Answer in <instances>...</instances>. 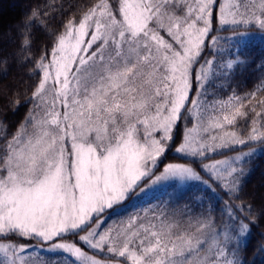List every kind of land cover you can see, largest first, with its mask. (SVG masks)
Wrapping results in <instances>:
<instances>
[{"label":"snow or ice","instance_id":"6c2138e0","mask_svg":"<svg viewBox=\"0 0 264 264\" xmlns=\"http://www.w3.org/2000/svg\"><path fill=\"white\" fill-rule=\"evenodd\" d=\"M240 7L220 5L219 25L256 24L264 29V0L252 6L259 14L250 11L248 5H243V12ZM177 11L183 12L179 0H120L114 14L108 0H101L84 14L78 28L73 29L69 21L66 34L59 37L52 50L51 62L40 65L43 79L33 93L39 96L52 80V105L45 107L40 119L29 110L11 140L0 133V139H4L0 148V234L46 243L51 250L75 256L80 264H102L86 256L75 243L57 241L66 234L85 231L93 217L117 209L158 182L171 177L200 179L191 167L181 163H168L155 175L158 158L164 155L169 142H174L173 129L178 126L190 91H196V86L203 89L213 65L212 60L205 59L200 72L194 70L200 63L205 40L210 38L212 48L220 40L213 34L218 31L214 0H196L184 15H176ZM93 20L95 31L87 46L82 47ZM160 30L167 32L180 51L159 35ZM93 45H97L95 50L89 52ZM234 63L228 60L226 67L231 69ZM219 67L223 70L224 65ZM56 101L63 105L62 113ZM191 103L196 105L197 101ZM244 114L237 107L231 115H224L223 121L232 125L236 116ZM256 122L253 120L254 125ZM211 126L222 125L217 122ZM157 133H162L159 139ZM257 138L253 128L249 139ZM195 143L185 137L176 153L185 159L204 156L206 151L243 145L245 141L225 132L213 136L207 144L196 147ZM223 163L203 167L235 191L236 178L228 181L219 172L218 166ZM236 171L231 169L228 176ZM145 180L148 183L140 188ZM134 223L130 220L127 228L118 230L115 236L88 231L79 240L92 249L107 246L108 253L127 257L132 264H181L176 257H183L200 244L194 236L173 238L164 229L151 231L150 238H140L138 230L131 231ZM210 224V219L205 220L200 228ZM248 230L249 224L236 221L225 245L233 259H225L223 264H241L240 251ZM0 251L11 255L7 264H34L17 255L25 251V246L0 244Z\"/></svg>","mask_w":264,"mask_h":264},{"label":"trees","instance_id":"16d2710c","mask_svg":"<svg viewBox=\"0 0 264 264\" xmlns=\"http://www.w3.org/2000/svg\"><path fill=\"white\" fill-rule=\"evenodd\" d=\"M191 2L196 3V0H179L183 12L177 11L176 15L186 14ZM219 2L214 0V11L218 9ZM100 3L101 0H0V133L6 134L7 139L11 140L12 135L20 130L29 110H34L37 119L44 115L45 107L50 106L44 97H53L54 90H49L53 84L49 81L39 96H33L43 79L40 65L50 61L52 50L59 37L65 34L69 21L72 25L79 23L84 14ZM108 3L116 14L120 0H108ZM239 3L240 8L248 5L250 11L259 14L258 8L252 6L259 5L260 0H240ZM238 30H249L255 34L234 46L228 42L227 36ZM223 34L225 36L220 38L217 52L211 50L213 65L201 89L202 95H199L196 123L207 143L213 136L225 132L235 133L245 143L206 151L203 161H212L251 147H259L260 151L245 157L235 166L237 171L232 173V177L228 176V179H237L235 191L225 187L224 183H215V188L211 189L197 182L177 192H173L174 185L167 186L164 193L174 194L171 199L173 214L191 216L201 222L211 221L206 236L200 239L197 248L186 252L188 255L183 260L180 257L181 264H223L225 259H233L225 245L237 220L249 224L240 251L241 264H264V248L261 247L264 245V135H260L264 133V104L260 103L264 100V29L254 24L239 25L225 28ZM159 35L180 51L165 30H160ZM93 46L91 51L97 45ZM228 60L235 61L231 69L226 67ZM220 65H224L223 70ZM198 92L197 88L190 92L188 105L197 99ZM237 107L245 114L236 116L234 123L228 125L223 121V116L231 115ZM257 113H261V116L258 117ZM253 120L257 121L255 125ZM217 122L222 126H211ZM205 128L208 131H204ZM253 128L258 137L255 140L249 139ZM28 131L32 132L31 125H28ZM3 145L4 139H0V148ZM183 160L191 163L190 158ZM147 197L144 200L149 207L152 206L154 214L157 212V206H153L156 197ZM226 205L229 207L226 208ZM109 214L117 215V212L111 211ZM159 221L165 223L164 213ZM148 224L145 220L148 232L144 233L147 237L151 232ZM172 225L170 223L164 230L169 231L173 238L194 236L187 227H180L179 223L175 224L177 227ZM221 250L227 256L222 262L218 254Z\"/></svg>","mask_w":264,"mask_h":264},{"label":"rangeland","instance_id":"374dc122","mask_svg":"<svg viewBox=\"0 0 264 264\" xmlns=\"http://www.w3.org/2000/svg\"><path fill=\"white\" fill-rule=\"evenodd\" d=\"M130 2H132V0H130ZM239 2L240 0H220L218 9L214 11L217 17V20L215 21V27L218 29L217 32L213 33L214 35H219V37L222 38L225 36L223 34V30L225 28L234 27V25H225L223 27L219 25L218 17L220 15V5L228 4V5L235 6V5H239L240 4ZM195 4L196 3H192L191 5L194 7ZM244 9L245 8L243 7V9L240 8L239 10L242 12V11H245ZM226 10H234V8L226 9ZM117 18L119 19L120 17L118 16ZM90 23L92 24V26L88 29V34L85 35L84 37L85 44L82 45V47L87 46V41L91 39V35L95 31L94 20L91 21ZM249 25H243V26H249ZM254 25L256 27H259V25H256V24ZM78 26H79V23L72 25L73 29L78 28ZM253 34L255 33L249 30L232 31L229 33V36H227L229 37L228 42L236 46L237 44L242 43L243 41L249 39V37L253 36ZM211 43L212 42L210 38H206L205 46L203 48V51L200 57V63L194 66V70L196 73L200 72V65L204 64L205 59L213 61L214 55L212 54L211 50H214L216 53L217 52L216 49L220 47L219 45H217L216 48H212ZM57 44H58V41H57ZM89 52H91V49H89ZM51 60H52V57L48 63H50ZM73 67H75V65H73ZM205 68L207 69L208 66L205 65ZM210 71H209V74H210ZM49 81L53 83L52 80H49ZM49 81L47 82V84L49 83ZM196 88L197 90H199V92H201V88L199 86H196ZM49 90H53V88H50ZM52 95H54V93ZM50 97H44V99L45 101L50 102L49 105L51 106L53 101L55 100V96L51 98ZM198 97L199 96L197 95L196 105H193L192 103L188 105L189 102H186L185 107L181 110V115L178 121V126L174 127L173 129L174 142L170 141L164 155L158 158V166L155 170V175H159L160 172L163 171L164 167H166L168 163H181V164H185L186 166L191 167L197 173L200 179H194V178H189V177H171L169 179L158 182L152 185L151 187H149L144 192H142L140 195L136 196L135 198H130L126 200L123 203V205L118 207L117 209L106 210L103 214H100L98 217H93L90 220L88 228L85 229V231H80L78 235L66 234L62 240H59L57 242L75 243L77 247L81 248V251H83L86 254V256L93 257L97 260H100L102 261V264H132V262L127 259V257H119L116 254L108 253L107 246H105L103 250L89 248L88 245L84 244L82 241L79 240V236L86 235L88 231H95L98 234H109L111 236H115L118 230L127 228L130 220H135V223L132 225L131 231L138 230L140 233V238L147 237L144 233V229H146L145 220H147L149 223L148 226L150 228V231H160L161 229H164V227L167 228L170 223L173 224L172 226H176L175 224L179 223L180 227H187L190 230V232L199 240L206 236L208 227L200 228L201 221L199 219L195 220L191 216L180 215L176 212H175L176 214H173V211H172L173 207L171 205V199L174 197V194L164 193L165 189L169 185H174L175 187H173V192H177L183 189L184 187L192 183H197V182H200V184H202V187H209L213 189L215 188L214 186L215 183H218L221 185L222 183H224V180L217 179V177L211 173V170L205 169L203 165L214 164L217 161H224L225 163L219 165L218 168H219L220 174L224 177V179L227 180L229 178L228 172L231 171V169L235 168V166H237L239 162H241L245 157H248L251 153L259 152L260 148L251 147L249 149H244L242 151H239L238 153L229 154L221 158L214 159L212 161H207V162L203 161V159L206 156H199V155L189 156L188 158H190L191 163L190 161L186 162V160H183L185 159V158H182L183 154H177L176 149L182 143H185V137H188L189 140L194 139L196 141L194 146L196 147H198L199 144L201 143H204V144L207 143L204 141V139L202 138V135L199 133L198 125L196 123V116L199 113V102H200V97L199 99ZM56 107H57V110H59L61 113L64 111L63 105L59 103V101H56ZM160 135H162V133H157L156 138L159 139ZM245 153H247V155H244ZM172 156H177V157L172 158ZM236 157H240V159L237 160ZM231 180L232 179H228V181H231ZM146 183H148L147 180L141 183L140 188H144ZM236 184H237V179H236ZM147 196L156 197V198L154 197L155 201L153 202V206L154 207L157 206L156 208L157 212H155L154 214H153L152 206L149 207V204L144 200ZM111 211H116L117 215H114V214L110 215L109 213ZM163 213L165 214L164 224L161 221H159V218L162 219ZM141 225H143L144 227L141 228L140 227ZM197 229H200V230L197 231ZM148 237L150 238V234L148 235ZM9 243H16L18 245L25 246V251L22 253H18L17 255L22 256L25 260L33 261L34 264H73V263L80 264V261L77 260L75 256L67 252H64L63 250H60V249L51 250L50 247L46 243L41 244L40 241H37V240H30V241L27 239L17 240V239L11 238L10 234H0V244H9ZM135 244L136 245L139 244V239L135 241ZM218 254L220 255V252ZM187 255L188 253H185L181 260H183L184 257H186ZM114 257H116L117 259ZM220 257H221L220 261L222 262L227 256L224 253L223 255H220ZM10 259H12L10 254L6 255L4 252L0 251V264H7V262ZM176 259L179 261L180 257H176ZM70 261H72L73 263H71Z\"/></svg>","mask_w":264,"mask_h":264}]
</instances>
